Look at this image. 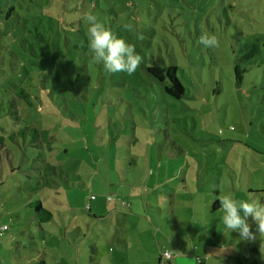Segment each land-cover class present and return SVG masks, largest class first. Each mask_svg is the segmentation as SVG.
<instances>
[{
    "label": "rangeland",
    "instance_id": "obj_1",
    "mask_svg": "<svg viewBox=\"0 0 264 264\" xmlns=\"http://www.w3.org/2000/svg\"><path fill=\"white\" fill-rule=\"evenodd\" d=\"M89 12L136 45V72L92 59ZM156 65L178 66L182 98ZM263 184L264 0H0V264H175L193 204L220 218L218 195Z\"/></svg>",
    "mask_w": 264,
    "mask_h": 264
},
{
    "label": "clouds",
    "instance_id": "obj_2",
    "mask_svg": "<svg viewBox=\"0 0 264 264\" xmlns=\"http://www.w3.org/2000/svg\"><path fill=\"white\" fill-rule=\"evenodd\" d=\"M86 21L88 24L87 48L92 54V59L101 63L109 73L136 72L143 63V57L136 50V45L116 35L91 12L86 14ZM199 39L202 45L209 48L218 43L215 35L203 34ZM218 200L221 204L220 209L223 211L220 222L226 229V232H222L225 237H231V234L236 232L239 234V241L254 240L255 233L251 230L249 223V217H251L258 225L261 237L264 238V199L254 194H249L244 199H236L231 193H227L218 195ZM208 227L204 229L205 232ZM233 245V242L229 240V243L221 245L220 252ZM219 261L222 264V261Z\"/></svg>",
    "mask_w": 264,
    "mask_h": 264
},
{
    "label": "crops",
    "instance_id": "obj_3",
    "mask_svg": "<svg viewBox=\"0 0 264 264\" xmlns=\"http://www.w3.org/2000/svg\"><path fill=\"white\" fill-rule=\"evenodd\" d=\"M159 172H161V170ZM152 176H154V174ZM163 183L164 182H160L157 187L159 188L161 185H163ZM262 187L263 188L261 191H253L251 189L250 191L252 194L264 199V184ZM238 190L239 189L237 185H235V187L230 190L232 195L234 194L233 197L236 199H238L239 194H241ZM218 192L220 194L219 190ZM209 203L211 204L212 200H209ZM210 206L212 207V213H218L220 218L215 216V218L212 219L210 216L211 214H208V212L202 211L201 213H198L196 210V205L193 204L191 206L193 207L194 211L190 218H184V226L181 228L184 238L187 241V244L184 246L185 249L184 251L181 249V243H177V246H174L180 249V251L177 252L180 254L179 256L190 253L193 256V259H196L195 262L197 261L196 263L198 264H200L198 262V258H200L204 264H220L219 260L222 261V264H264V238L261 237V234L258 231V225L252 220L251 217H249V223L251 225V230L255 233L256 238L254 240L250 239L248 241H239V234L233 232L231 237L229 236L228 238L233 242L234 245L229 246L223 252H220L221 245L229 243L228 238L222 233L226 232L224 225L222 222H220L223 216V211L220 209V201L219 204L214 202V204ZM157 208V212L162 214V208ZM166 223L167 221L164 222V228L167 232L169 231L168 228L170 229V224ZM181 223L182 222L177 219L176 226L181 227ZM212 224H214V226H212ZM207 227L208 229L205 232L204 229ZM217 228H219V230ZM211 235L214 237L213 240L211 239ZM180 240L183 242L184 239ZM188 240H192L191 244L188 242ZM189 247L193 248L191 252L190 250H187ZM217 253H219V255H217ZM179 256L174 259L175 264H192L190 262L188 263L187 260H183L182 257ZM163 260L165 259L162 255L160 256V262Z\"/></svg>",
    "mask_w": 264,
    "mask_h": 264
},
{
    "label": "trees",
    "instance_id": "obj_4",
    "mask_svg": "<svg viewBox=\"0 0 264 264\" xmlns=\"http://www.w3.org/2000/svg\"><path fill=\"white\" fill-rule=\"evenodd\" d=\"M9 16V14H8ZM69 22H67L68 25L72 24V19L69 16ZM47 31L54 33L55 31V23L53 21H50V24L46 27ZM44 37V36H42ZM45 42H48L47 40H45ZM43 52H45V47L43 48ZM35 55H37V53H34ZM45 55L44 53H40V55ZM18 56V55H17ZM177 69L178 66L176 65H171V66H151L148 68V73L154 78L156 79L159 83H161L164 86V90L167 94L171 95L174 98H182L185 95V88L182 84V82L180 81V79L178 78L177 75ZM236 74H237V78L238 80L241 82L244 78L243 76V71L241 70L240 67L237 65L236 66ZM246 71V69H245ZM18 95L23 98V99H28V93L24 90V89H20L18 91ZM30 129V133H33V137H42L44 141H46L48 143V150L49 152L53 150V139H52V135L50 134L49 130L45 129V130H39L37 128H29ZM28 129V130H29ZM32 139V138H31ZM36 139H32L33 143H37ZM35 146V145H33ZM50 166V165H49ZM95 196H91V200H95ZM37 206L36 210L38 213V217H39V222L40 223H45L49 220L52 219L53 214L47 210L41 201H37ZM216 204H219V201H216ZM32 206V204H31ZM89 208L91 209V206H89ZM39 223V224H40ZM39 264H46L45 261H41Z\"/></svg>",
    "mask_w": 264,
    "mask_h": 264
},
{
    "label": "built area",
    "instance_id": "obj_5",
    "mask_svg": "<svg viewBox=\"0 0 264 264\" xmlns=\"http://www.w3.org/2000/svg\"><path fill=\"white\" fill-rule=\"evenodd\" d=\"M7 229H8V226L4 225L2 228H0V233H3ZM163 257H164L165 260H171L174 257V254L172 252H165L163 254ZM198 262L200 264H204L203 261L200 258H198Z\"/></svg>",
    "mask_w": 264,
    "mask_h": 264
}]
</instances>
